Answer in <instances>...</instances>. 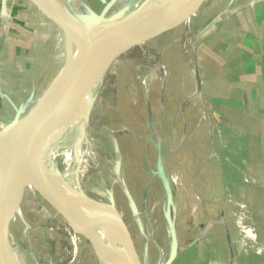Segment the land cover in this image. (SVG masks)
<instances>
[{
    "label": "crops",
    "instance_id": "crops-1",
    "mask_svg": "<svg viewBox=\"0 0 264 264\" xmlns=\"http://www.w3.org/2000/svg\"><path fill=\"white\" fill-rule=\"evenodd\" d=\"M3 4L0 135L60 71L45 67L50 19L27 0ZM194 12L193 67L174 54L179 73L149 101L169 125L148 131L149 179L178 220L166 227L163 264H264V0H204ZM189 103L225 114L224 138Z\"/></svg>",
    "mask_w": 264,
    "mask_h": 264
},
{
    "label": "rangeland",
    "instance_id": "rangeland-1",
    "mask_svg": "<svg viewBox=\"0 0 264 264\" xmlns=\"http://www.w3.org/2000/svg\"><path fill=\"white\" fill-rule=\"evenodd\" d=\"M62 1L71 5L75 15L87 21L92 14L101 13L112 0ZM135 2L116 0L104 24H117ZM156 2L172 3L171 0H148L140 12L151 9V3ZM195 14L180 18L158 36L121 55L109 66L95 91L87 92V96L85 94L86 126L100 156L105 180V183L94 180L92 187L101 192L107 202L115 203L143 264H163L169 259L166 253L169 249L162 246L167 240L166 227L170 222L174 224L178 221L177 217L165 214L170 204L163 197L162 185L150 181V162L146 160L150 138L148 131L156 127L169 128V125L164 120V110L156 111L158 103L149 101L162 99L168 75L170 77L174 71L176 75L179 73V65L172 60L174 54H183L185 62L193 67L189 58L195 56ZM44 15L48 17L46 13ZM50 21L51 26L46 32L51 47L45 67L56 65V71H59L69 60L66 37L64 30L52 19ZM189 105L205 117L204 127L210 129V134L216 131L224 138V129L230 126L225 114H212L214 109H210L209 105L204 108L197 104ZM160 144L164 147L163 143ZM63 145L59 137L58 141L46 142L38 155V164L47 177L61 187L67 186L78 193L71 182L72 178H77L71 174L64 176L67 160ZM67 164L71 171L68 161ZM18 205L7 219V230L17 244L20 264H98V243L88 217L59 209L30 183L26 184ZM111 229L115 231L116 228L111 225ZM97 233L99 236L103 234L101 230Z\"/></svg>",
    "mask_w": 264,
    "mask_h": 264
},
{
    "label": "water",
    "instance_id": "water-1",
    "mask_svg": "<svg viewBox=\"0 0 264 264\" xmlns=\"http://www.w3.org/2000/svg\"><path fill=\"white\" fill-rule=\"evenodd\" d=\"M75 41L77 53L69 59L31 109L13 122L9 144V178L0 200V264H16L3 247V228L18 207L27 183L33 184L59 209L113 225L118 233L124 264H143L132 236L114 202H100L61 187L47 177L38 164L54 122L75 98L81 81L107 70L121 55L148 42L189 16L204 0H175L165 8L143 17L123 18L120 30L109 34L114 23L104 24L112 0L99 14L84 18L70 13L58 0H30ZM139 14V13H138ZM99 30V31H98ZM57 177V175H55ZM116 248L114 247V250ZM119 264H123L116 254Z\"/></svg>",
    "mask_w": 264,
    "mask_h": 264
},
{
    "label": "bare ground",
    "instance_id": "bare-ground-1",
    "mask_svg": "<svg viewBox=\"0 0 264 264\" xmlns=\"http://www.w3.org/2000/svg\"><path fill=\"white\" fill-rule=\"evenodd\" d=\"M58 1L66 8V10L74 14L71 5H68L62 0ZM147 1L148 0H136L132 8L127 11L126 19L129 17H143L151 15L163 9L164 5L167 3L156 2V4L153 3L154 5L151 3L152 6L149 7L151 9L140 12L141 8ZM112 11L113 8L109 11L108 15H110ZM122 21L123 19L119 20L117 24L113 22L114 27L110 31L112 33L119 31L120 26L123 23ZM64 33L66 37L67 55L69 59H71L75 57L77 53V46L75 41L66 33V31H64ZM107 72L108 70L98 71L90 74L81 81L78 90L81 91L80 96H77V93L75 98L70 101L62 114L54 122L50 132L51 136L47 139V142L58 141V137L62 139L66 157L65 160L68 161L69 167H71L70 171L68 170L67 161L64 163V176L66 177V175L68 176L71 174L73 177L77 178L71 179V182H73L76 190L78 191L77 194L103 203L107 202V198L101 192L95 190L91 184L94 180L102 183H105V180L101 170L100 156L93 146L92 137H90L86 126L87 117L85 115V109L87 97H85V94L87 96V92L91 93L95 91L99 81L103 80ZM77 97L80 98L76 99ZM93 103L94 102H91V104ZM13 128V125L7 126L3 129V132L0 135V200L4 197L7 180L10 175L9 144ZM88 218L91 220V224L95 232L96 242L98 243V264H119L118 259H116V254L121 258L123 264L126 263V256L122 252L123 250L120 246L117 230L115 229V231H113L111 229V224L109 223L98 221L90 217ZM8 226V221H6L2 233L3 247L4 250L12 257L14 262L16 264H20L19 255L17 253V244L15 243L12 235L8 232ZM97 230H101L103 234L100 233L99 236ZM114 247L116 248L115 250Z\"/></svg>",
    "mask_w": 264,
    "mask_h": 264
},
{
    "label": "built area",
    "instance_id": "built-area-1",
    "mask_svg": "<svg viewBox=\"0 0 264 264\" xmlns=\"http://www.w3.org/2000/svg\"><path fill=\"white\" fill-rule=\"evenodd\" d=\"M4 0H0V15L3 14V4ZM27 4L31 7L32 11H34V13L36 12L37 7L33 4V2H31L30 0H27ZM8 9V7H7ZM0 51H1V46H0Z\"/></svg>",
    "mask_w": 264,
    "mask_h": 264
}]
</instances>
